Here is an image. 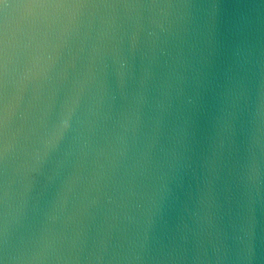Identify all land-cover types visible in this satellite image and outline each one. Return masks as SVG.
I'll return each instance as SVG.
<instances>
[{"label": "clouds", "instance_id": "9594fccd", "mask_svg": "<svg viewBox=\"0 0 264 264\" xmlns=\"http://www.w3.org/2000/svg\"><path fill=\"white\" fill-rule=\"evenodd\" d=\"M0 264H264V0H0Z\"/></svg>", "mask_w": 264, "mask_h": 264}]
</instances>
